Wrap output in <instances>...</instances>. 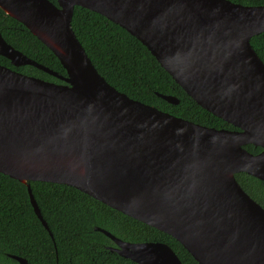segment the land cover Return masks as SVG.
I'll return each instance as SVG.
<instances>
[{
  "label": "water",
  "instance_id": "obj_1",
  "mask_svg": "<svg viewBox=\"0 0 264 264\" xmlns=\"http://www.w3.org/2000/svg\"><path fill=\"white\" fill-rule=\"evenodd\" d=\"M0 0L59 61L65 76L0 35V56L61 83L0 65V173L73 187L175 239L198 264H264V208L238 184L264 183V63L250 39L264 33V5L229 0ZM137 39L215 129L133 100L101 77L71 28L74 7ZM177 105L178 99L157 94ZM260 148L249 153L244 146ZM108 251L136 264H181L165 243L122 241L94 228ZM18 264L26 259L9 255Z\"/></svg>",
  "mask_w": 264,
  "mask_h": 264
},
{
  "label": "trees",
  "instance_id": "obj_2",
  "mask_svg": "<svg viewBox=\"0 0 264 264\" xmlns=\"http://www.w3.org/2000/svg\"><path fill=\"white\" fill-rule=\"evenodd\" d=\"M56 4L55 0H49ZM246 6L264 5V0H229ZM71 28L98 74L133 100L176 117L215 129H234L197 105L160 67L149 51L134 37L87 9L75 6ZM0 35L29 59L65 76L57 58L19 22L0 9ZM264 63V33L250 39ZM0 65L45 81L60 80L30 65L13 67L0 56ZM157 94L170 95V104ZM252 154L260 148L244 146ZM235 179L241 188L264 208V183L245 173ZM31 193L48 232L36 217L25 185L0 173V264H18L9 255L26 259L27 264H136L108 251L114 246L99 227L130 243L160 242L168 245L181 264H198L169 235L92 199L73 187L45 182H29Z\"/></svg>",
  "mask_w": 264,
  "mask_h": 264
}]
</instances>
